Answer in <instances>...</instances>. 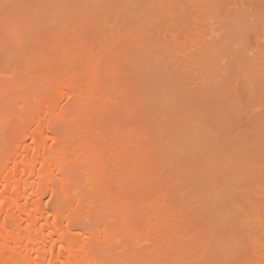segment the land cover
I'll use <instances>...</instances> for the list:
<instances>
[{"label": "rangeland", "instance_id": "1", "mask_svg": "<svg viewBox=\"0 0 264 264\" xmlns=\"http://www.w3.org/2000/svg\"><path fill=\"white\" fill-rule=\"evenodd\" d=\"M58 1L56 5L53 0H31L30 3L34 4L35 9L25 6V10L30 8L33 13L29 12L30 15L36 17L28 18L30 22L36 20L34 24H39L38 28H35L33 26L36 25L32 23L30 25L29 21L23 22L26 21L29 13L23 8V11L19 9V6H14L15 0L14 2L0 0V52L4 54L8 52L5 55H9L6 62H0V121L9 120L13 111L16 114H25L22 120L25 121L26 130L22 139L26 144H31L28 135L32 132L38 135L47 149L54 145L53 136H57L60 142L68 140V144L74 148L76 157L80 159L82 165L86 166L87 163L89 164V157L84 150L78 149L80 147L78 137L73 130L76 119L70 117L71 114L67 115L70 111H74L79 101L85 100L89 114L81 121V134L84 138L88 135L87 139L92 138L94 141L103 142V145L96 147V150L107 160L110 178L112 179L113 176L116 179L117 174L127 171L128 168L125 169V167L136 164L133 174L136 177L147 175L152 187L161 193H164L169 185L162 177L164 164L156 160L155 156L159 152H164L166 143L158 140L154 125L158 123L168 132L178 131L181 138L197 132L204 139L203 144L208 143L204 145V147L207 145L206 149L213 146V177L219 176L228 168L241 165L249 168L255 178V186L248 205L264 222V166L255 165V155L261 145L258 136L262 133L261 122L264 117V9L256 0H174L175 2H171L172 7L187 13L186 26H167L165 30L154 34L156 37L153 40L147 37L146 40H142V32L139 35L136 33L124 38V45L128 42L135 43L132 57L122 59L124 49L122 42L119 49L113 51L117 59L115 60L116 71L110 81L111 88L103 75L98 74L96 78L99 83L93 87V97L90 99L82 95H85L84 92L79 91L78 95L74 94L76 86L72 87L73 84L71 86L64 84L63 88L56 91L53 88L45 90L49 97L46 100L47 104L49 102L55 109L50 115L52 118H48L49 122H47L44 109L46 101L42 104L40 97L44 88L47 87L42 84L50 82L47 76H50L51 72L41 70L39 72L36 66L41 55L32 49L44 44L48 46L56 40L54 44L57 48L60 47L58 49L61 55L68 54L73 48L71 55L76 51L83 61L86 60V64H92L101 55L109 54L104 52V49L112 43L110 39L99 38L94 28L83 27L89 25L85 24L89 21L84 18L83 12L77 13L82 15L78 17L70 15L69 11H63L62 0ZM141 1L134 0L132 6L141 4ZM157 1L161 5L168 3L167 0ZM28 3L25 5H29ZM55 5L59 6L58 10L62 13L54 8ZM9 9L13 11L19 9L18 12L21 10L22 13L24 11L26 13L24 16L20 12L26 19L22 20L20 17L21 24L12 25L13 30L9 28L13 21L6 18L11 12L7 11ZM15 12L13 14L16 15ZM8 18L13 17L11 15ZM37 20L40 22L37 23ZM143 26L149 30L155 27L145 22ZM81 27L87 30V36L81 35ZM10 29L17 31V34L13 33V36L17 35L15 39ZM107 29L108 33L115 35L119 32L116 27ZM82 32L85 31L82 30ZM36 33L40 35V41ZM35 37L38 38L39 44L35 41ZM42 37L45 39L42 40ZM46 39L52 42L48 41L49 44H47ZM22 47L30 48L23 49V53ZM12 49L16 50L11 51ZM45 49V51L42 49L39 54L47 55L52 51L48 49L49 52L47 47ZM10 51L12 53H9ZM102 52L107 54L103 55ZM50 54L49 56L52 57L57 52ZM74 56L77 55L74 54ZM3 57L2 54L0 60L3 61ZM55 57L51 60L57 61L58 58ZM43 58L47 59L45 56ZM44 60L41 59V61ZM66 60L60 63L64 64L61 67L68 64L76 68L80 64L79 60L76 62ZM20 62H27L31 66L24 71H19L16 66ZM50 63L52 64V61ZM22 77H25L28 83L20 82ZM130 77L148 82L155 101L143 103L131 98L128 93ZM9 114L11 115L8 116ZM104 129H107L110 135H107ZM2 146L0 144V149ZM90 146L94 148V145ZM143 171L145 174L142 175ZM112 181L115 182L113 179ZM186 185L182 184L181 187L187 190ZM94 186L98 187L99 184L94 183ZM116 189L113 190L112 196L123 203L128 199L129 190L126 196L123 193L126 189L124 191L119 190L120 188ZM41 190L45 193L44 202L50 203L49 190L45 187ZM51 202L53 204V201ZM126 202H124L125 205L123 204L125 207L128 206ZM195 205V202H189L188 207L186 206L189 213L187 211L179 213L173 210L172 202L163 197L154 196L152 208L150 212H146L145 222L143 224L132 222L129 214H126L122 227L129 235L117 238L114 243L109 242L106 251L110 253L115 264H129V258L143 264H170L172 261L169 258L173 256L176 258L181 256L183 264H187L188 247L180 246V240L174 238L175 236H172L170 232L177 235L181 228L189 226L188 215L197 213V210L193 209ZM163 207L164 213H162ZM166 208L170 209V213L165 214ZM158 213H162V216L168 219L164 232L155 226V217ZM92 215L91 208L86 209L82 228L94 229L95 221ZM111 218L110 213L106 214L104 219L107 225H110ZM76 233L80 236L81 230L77 229ZM260 236L264 240V236L261 234ZM99 261L95 264H100L101 261L100 263Z\"/></svg>", "mask_w": 264, "mask_h": 264}, {"label": "bare ground", "instance_id": "2", "mask_svg": "<svg viewBox=\"0 0 264 264\" xmlns=\"http://www.w3.org/2000/svg\"><path fill=\"white\" fill-rule=\"evenodd\" d=\"M57 1L53 0L56 5ZM133 1L62 0L63 3L60 4L63 5V11H69L70 15L75 17L82 16L83 12L84 18L89 21L85 22L83 19L85 24H89L83 27L94 28L99 38L110 39L112 43L104 49V52H109V54L101 55L92 64H86V60L83 61L76 51L71 55L70 52L74 51L73 48L68 54L63 53L65 56L62 54L64 59L60 54V47L58 49L54 44L56 40L51 43L46 39L47 44L50 42V45L44 44L31 48L32 51L35 50V53L38 51V55H41L39 63H37L38 66H36L39 72L40 70L51 72L50 76H47L50 82L42 84V86L47 85L40 97L42 104L49 98L45 90L53 88L56 91L63 88L64 84H68V86L73 84L72 87L75 85L77 89L73 88L76 91L73 92L74 94L78 95L80 91L85 93V95L82 94L84 97L92 98L93 87L99 83L96 78L98 74L103 75L110 87V81L116 71L115 60L117 57L114 56L113 51L119 49L122 42L124 45V38L136 33L139 35L142 32V40H146V37L153 40L156 37L154 34L165 30L167 26L183 27L187 25V13L182 9H174L171 3L175 2L174 0H167L168 3L163 5L157 0H142L141 4L132 6ZM30 2L31 0H15L13 5L25 10L26 7H34V4ZM256 2L264 9V0H256ZM60 4L58 5L61 6ZM56 5L54 8L58 10L59 6ZM30 8L28 9L30 10ZM61 8L60 10H62ZM19 9L7 10L12 14H7L9 16L6 18L13 21H10L9 28L12 29V25L16 26V23L20 25V17L22 20L27 18L23 22L29 21L30 25L31 23L36 25L34 24L36 20L34 22L28 20L30 17L36 18L33 17L31 10H25L27 13H32V16L29 13L28 17L24 19L26 13L25 11L22 13L23 10H20L24 15L22 16L18 12ZM55 9H53L54 12ZM14 12L16 15L13 14ZM60 12L62 13V11ZM79 12L81 14H77ZM11 15L14 19L8 18ZM143 22L147 25L151 23L155 26L154 29L149 30L146 29V26L142 27ZM38 25L33 27L38 28ZM83 27H81V35L87 36V30ZM108 27H116L119 30L118 34L108 33L106 31ZM12 30L10 33L15 39L17 31ZM82 30L85 32L83 33ZM14 32L15 36H13ZM37 36L39 39L35 37V41L37 39L40 41V35ZM41 47L44 51L46 47L47 50H52L51 52L48 50L51 54L57 52L56 55L54 54L55 58H58L57 61L51 60L54 56H49L50 53L39 54L42 52V49L39 50ZM134 47V42L124 45L123 60L132 57ZM27 48L22 47V52L24 53L23 49ZM11 51L9 53H12ZM104 52H102L103 55H106L107 53ZM0 53L4 56L3 61L0 60V62H6L9 55L5 54L8 52ZM67 55H71V58H68ZM44 56L47 58L45 59L47 62H45ZM72 57H74L73 60ZM66 59L74 62L79 60L80 64L76 68H72V65L68 64L61 67L64 64L60 63L67 61ZM54 62L55 64H53ZM30 66L31 64L27 62H20L16 69L24 71ZM24 79L25 77H22L20 82L27 81ZM128 93L138 102L155 101L148 82L135 77L129 78ZM84 102L79 101L74 111H70L67 115L71 114L69 116L76 119L73 130L78 137L80 146L78 149L84 150L89 157V164L87 163L86 166L82 165L80 159L76 157L74 148L68 144V140L60 142L57 136H53L54 145L47 149L38 135L32 132L28 135L31 144H26L22 139L26 130L25 121L22 120L25 114H16L13 111L12 115H8H11V118L7 119L8 121L2 120L4 125L0 121V137H2L0 144L3 145L0 149V264H87L88 262L95 264L99 260L101 263L115 264L110 253L106 251L108 243H114L117 238L129 235L122 227L126 214H129L130 219H134H131L132 222L142 224L145 222L146 212H150L154 196L156 198L163 197L172 202L173 210L179 213H184V211L189 213L186 208L188 203H196L193 209H196L197 213L188 215L189 226L181 228L177 235L170 232L172 236H175L174 238L180 240V246L188 247L187 264H264V240L260 236V234L264 236V222L248 205V202H251L255 186V178L248 167L241 165L228 168L219 176L213 177V146L209 145L211 148L206 149L207 145L205 147L204 145L208 143L204 141L205 144H203L204 139L197 132L181 138L178 131L168 132L167 129L156 123L154 132L158 140L161 143L165 142L166 145L164 152L157 153L155 159L164 164L162 177L169 185L167 190L164 193L155 190L147 175H143L145 171L142 173L143 176L136 177L133 174L136 164H130L129 167L124 166L125 169L128 168L127 171L120 175L117 174L116 179L112 176L115 181L113 182L109 176L107 160L96 150V147L103 145V142L94 141L92 138L87 139L88 135L84 138L81 134V121L89 114L85 106L86 102ZM44 109L46 120L49 122L48 118H52L50 115L55 109L49 102L47 104V101L44 103ZM261 124L262 133L258 136L261 145L255 155V165L264 166V117ZM44 128L46 134V125ZM88 128L89 126L86 127L87 130ZM104 131L110 135L107 129ZM90 145H94V148ZM147 170L146 168V172ZM94 183H98L99 186L95 187ZM182 184H187V190L181 187ZM42 187L49 190L53 204L51 201L47 204L44 202L45 193L41 190ZM116 188H120L119 190L122 189V191L126 189L123 192L125 194L129 190L127 192L129 195L126 194V196L128 195L127 202L123 201L122 203L112 196L113 190H117ZM124 202L127 203V207L124 206ZM165 206L169 207L167 204ZM88 208H91L95 221L93 230L81 227ZM109 213L112 218L110 225H107L104 218ZM162 213H164V207ZM162 213H158L155 217V226L164 232L168 219L163 217ZM168 213H170V209L166 208L165 214ZM77 229L81 230L80 236H77ZM180 257L173 256L169 260L173 264H183V258ZM129 260V264H143L139 261L134 262L135 259L132 260V258Z\"/></svg>", "mask_w": 264, "mask_h": 264}]
</instances>
